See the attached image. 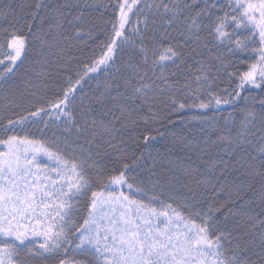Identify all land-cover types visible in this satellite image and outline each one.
I'll use <instances>...</instances> for the list:
<instances>
[{"label":"snow or ice","instance_id":"1","mask_svg":"<svg viewBox=\"0 0 264 264\" xmlns=\"http://www.w3.org/2000/svg\"><path fill=\"white\" fill-rule=\"evenodd\" d=\"M92 7L0 6V101L17 117L0 123V264H264V0H116L85 60L73 41L97 30ZM226 108L240 119L207 116ZM186 111L200 129L173 119ZM153 132L177 154L150 151Z\"/></svg>","mask_w":264,"mask_h":264},{"label":"trees","instance_id":"2","mask_svg":"<svg viewBox=\"0 0 264 264\" xmlns=\"http://www.w3.org/2000/svg\"><path fill=\"white\" fill-rule=\"evenodd\" d=\"M93 7L88 9V12L91 13V17L93 19V22L97 24V30L93 34V37L89 40L85 38L86 42H76L73 41L74 44H76V47L73 48V53L80 57L81 55L85 60L89 58L91 55V52L93 49L95 51H99L98 48H96V45L105 41L107 38V35L110 32V29L107 26V21L111 19V12L112 8L111 5H114L116 3V0H91ZM146 2L151 3L152 0H146ZM20 3L23 4H46V5H52L56 3H63V0H0V6H3L4 4H12L13 6H16ZM101 5L107 6V7H101ZM31 11L36 13L39 17L43 18L46 15L45 10H37L35 8H32ZM47 12L50 13L51 9H47ZM25 15H27V12H25ZM0 23H4V21H0ZM33 23V26L35 28H40L41 26L47 27L48 22L43 21L42 19H36ZM157 23H159V19L157 18ZM2 42V41H0ZM35 48L32 50V54L29 55L28 60L25 61V63L20 67V70L16 73L15 76L12 77V80L10 81V84L13 85V87L17 91H23L26 86V80L30 77L32 73V60L34 57ZM207 56V53H205ZM122 59H126L125 54H121ZM199 59V57H197ZM189 63L191 64L192 61L190 60ZM241 70H243V65H239ZM195 68L193 67V71ZM233 69H230L232 71ZM96 76L95 79H90L87 81V83L83 84V89L85 94H92L96 93L100 86H102L103 81L106 78V75L108 74H93ZM5 88H8L9 85H4ZM243 95H247V93H244ZM251 96L258 97L259 99H264V94H261L259 90H255L251 93ZM256 107H259L258 100L253 102ZM28 105H25V108H27ZM243 105H241V108ZM26 114V112L24 113ZM231 114L236 120L240 119V109L236 108H226L224 111L220 110H213L207 113V116L209 119L214 118L215 122L218 123V125H222L224 123V118H227ZM199 115L197 111H186L182 113L179 116H174L173 119L177 122L179 125L181 121H183L182 127L187 130H193L196 131L201 128L202 124L201 121L193 119L194 116ZM9 117L17 118L16 115L12 111H5V106L3 101H0V123L6 124L7 119ZM42 127V125L40 126ZM174 130V129H173ZM19 131V129H17ZM32 132L36 133L37 128L34 126L31 129ZM163 131V129H161ZM46 132L48 135H51L52 132H56L57 136H60L62 133H64V128L61 125L59 127L53 126L50 129H47ZM156 136V140L152 142V148L150 151L156 152L159 151L161 153L167 152L169 150H172L173 155L175 156L177 154V149L172 143L171 138L168 136L167 133H165L163 136L157 135L155 132L152 133ZM0 135H3L2 129H0ZM74 135V132H73ZM214 138V137H213ZM190 155L192 153H189ZM180 155H183V153H180ZM150 166V162L148 164ZM137 172L140 173V177L143 178L147 173L141 172L140 169H137ZM133 175H136L134 172ZM149 195H152V193H149ZM227 198V194H223L222 196H214L213 194H209L208 203H213L217 199L224 200ZM239 209L232 208L231 210L228 207H225L221 210L219 215L221 216V223L223 227H227L229 230H231L235 224L236 221V215L235 213L238 212ZM78 259H81L84 261V264H94V261L91 256H78ZM34 264H40L39 261L34 262Z\"/></svg>","mask_w":264,"mask_h":264}]
</instances>
